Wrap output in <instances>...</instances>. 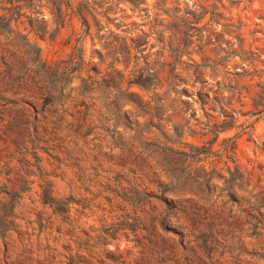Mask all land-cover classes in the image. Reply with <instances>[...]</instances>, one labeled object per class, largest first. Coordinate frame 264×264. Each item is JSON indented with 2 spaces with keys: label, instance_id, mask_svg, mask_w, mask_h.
<instances>
[{
  "label": "rangeland",
  "instance_id": "374dc122",
  "mask_svg": "<svg viewBox=\"0 0 264 264\" xmlns=\"http://www.w3.org/2000/svg\"><path fill=\"white\" fill-rule=\"evenodd\" d=\"M35 11L0 36V264H264V114L210 144L216 83L244 112L264 85V0Z\"/></svg>",
  "mask_w": 264,
  "mask_h": 264
},
{
  "label": "trees",
  "instance_id": "16d2710c",
  "mask_svg": "<svg viewBox=\"0 0 264 264\" xmlns=\"http://www.w3.org/2000/svg\"><path fill=\"white\" fill-rule=\"evenodd\" d=\"M60 3L62 0H58ZM19 2H26L27 4H18ZM40 3V0H0V36L3 34H9L11 31L10 25L12 22H17L21 18H27L28 20H36L32 16L36 13L35 8ZM214 8V7H213ZM29 9L28 15L23 11ZM203 12L198 15L195 14L194 11H190L187 14L191 15L193 22H187V38L192 39L194 37L197 40L201 41L205 36L202 34L205 27H196L192 26V24H197L201 18H203L206 14L205 10L202 8ZM210 22L213 21L216 24H219V19L221 18L220 14L215 13L213 10L210 11ZM3 28L7 29L6 33L3 32ZM194 30L195 34L191 33ZM189 31V32H188ZM213 38L210 36V44H214L215 41H212ZM1 65L4 68H9V65L4 61V58H0ZM212 67V66H210ZM8 76V73L4 75V77L0 79V82H3L4 79ZM173 78L176 79V76L173 74ZM217 89L212 92L213 96H210V112L217 113V117L214 120H210V133L215 137L211 140L210 144H214L218 139V135L221 132H225L234 127L235 122L237 120V115L240 116H254V115H263L264 114V85L260 86V92L257 94V97L252 100V111L244 112L243 110L236 111L234 109H225L223 104L221 103L223 98H219L221 95L219 93V83H216ZM240 100V96L238 97V101ZM240 102V101H239ZM13 105H18L16 102H9ZM215 105H219V108H215ZM229 105V104H227ZM244 107V105H241ZM211 117V116H210ZM224 144V148L222 150L223 157L225 159V165L228 163H234V155L236 150V144L234 138H228L222 141ZM212 154L210 150V155ZM228 166V165H227ZM229 170V167H228ZM243 178V176H241ZM263 192L258 194V197H254L255 200L251 205V208L257 211L258 215L263 217V214L260 212L264 208V195ZM47 203H52V205L56 204L55 200L48 199ZM219 226L225 225V220H222Z\"/></svg>",
  "mask_w": 264,
  "mask_h": 264
}]
</instances>
